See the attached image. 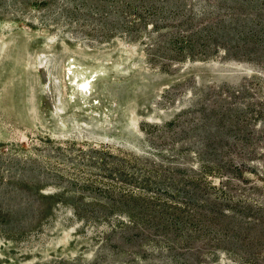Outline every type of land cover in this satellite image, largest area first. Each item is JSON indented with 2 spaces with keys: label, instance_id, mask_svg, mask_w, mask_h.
Here are the masks:
<instances>
[{
  "label": "rangeland",
  "instance_id": "obj_1",
  "mask_svg": "<svg viewBox=\"0 0 264 264\" xmlns=\"http://www.w3.org/2000/svg\"><path fill=\"white\" fill-rule=\"evenodd\" d=\"M0 264H264V0H0Z\"/></svg>",
  "mask_w": 264,
  "mask_h": 264
},
{
  "label": "bare ground",
  "instance_id": "obj_2",
  "mask_svg": "<svg viewBox=\"0 0 264 264\" xmlns=\"http://www.w3.org/2000/svg\"><path fill=\"white\" fill-rule=\"evenodd\" d=\"M44 76L47 78L48 77V73L47 71H44Z\"/></svg>",
  "mask_w": 264,
  "mask_h": 264
}]
</instances>
